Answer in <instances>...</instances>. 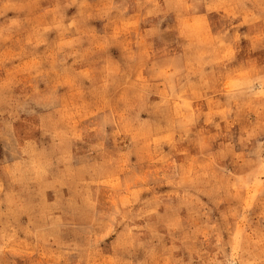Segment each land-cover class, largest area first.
Segmentation results:
<instances>
[{
    "label": "rangeland",
    "instance_id": "obj_1",
    "mask_svg": "<svg viewBox=\"0 0 264 264\" xmlns=\"http://www.w3.org/2000/svg\"><path fill=\"white\" fill-rule=\"evenodd\" d=\"M0 264H264V0H0Z\"/></svg>",
    "mask_w": 264,
    "mask_h": 264
}]
</instances>
